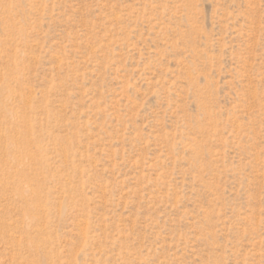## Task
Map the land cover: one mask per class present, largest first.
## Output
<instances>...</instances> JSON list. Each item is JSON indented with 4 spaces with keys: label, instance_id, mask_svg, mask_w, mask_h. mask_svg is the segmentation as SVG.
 Here are the masks:
<instances>
[{
    "label": "rangeland",
    "instance_id": "1",
    "mask_svg": "<svg viewBox=\"0 0 264 264\" xmlns=\"http://www.w3.org/2000/svg\"><path fill=\"white\" fill-rule=\"evenodd\" d=\"M0 264H264V0H0Z\"/></svg>",
    "mask_w": 264,
    "mask_h": 264
}]
</instances>
